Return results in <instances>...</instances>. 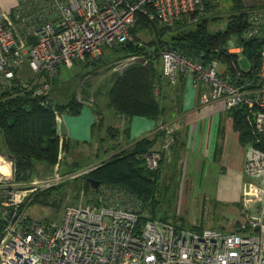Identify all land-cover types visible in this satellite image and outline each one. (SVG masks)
Wrapping results in <instances>:
<instances>
[{"label":"built area","instance_id":"obj_1","mask_svg":"<svg viewBox=\"0 0 264 264\" xmlns=\"http://www.w3.org/2000/svg\"><path fill=\"white\" fill-rule=\"evenodd\" d=\"M36 1L44 6L36 14L27 7L14 18L10 12L0 15V92L15 82L19 90L12 97L46 96L63 63L98 58L103 48L132 42L130 30L138 14L170 28L202 10V0ZM246 1L249 10L242 39L260 44L254 88L231 84L223 78L225 69L217 70L216 61L202 67L168 50L160 54V73L171 85L187 78L191 89L200 92L201 107L216 106L226 113L248 108L253 141L244 146L242 176L248 181V195L258 201L256 217L239 223L233 233L202 227L185 230L150 219L138 226L135 200L123 190L102 187L93 204L64 207L59 224L37 222L19 211L23 201L21 193L14 192L12 162L0 154V264H264V9L255 7L256 0ZM14 9H20L18 4ZM225 52L233 57L231 68L239 76L241 48L228 41ZM135 63L145 66L147 60L132 56L111 70ZM57 117L54 121L59 124ZM172 127L157 125L164 134V151L176 131ZM62 157L59 152L58 161ZM160 159L161 150L146 154L147 169L157 170ZM60 172L57 164L47 178L29 185L30 192L56 187L88 170Z\"/></svg>","mask_w":264,"mask_h":264},{"label":"trees","instance_id":"obj_2","mask_svg":"<svg viewBox=\"0 0 264 264\" xmlns=\"http://www.w3.org/2000/svg\"><path fill=\"white\" fill-rule=\"evenodd\" d=\"M228 8L220 9L216 0H202V10L182 19L170 28L160 26L157 21L149 20L144 14L136 15L133 27L130 30L132 42H126L117 47L102 50L98 58H86L81 62L83 69L88 74H98L100 70L108 67L110 63L117 62L132 56L144 57L147 64H132L120 73H111L107 82H103L106 110L112 113L114 118L128 120L131 118H142L154 123L163 122L162 119L173 121L183 113L182 92L179 86L187 83V78L180 77V85L169 87L164 83L160 73V54L163 51H172L193 63L206 67L212 61H216L225 67L223 78L233 85L247 84V88H254L257 81L259 66V41L243 40L242 34L247 24V10L241 0H227ZM36 0H18L19 10L13 9L9 16L14 18L16 12L28 8L33 14L43 9ZM258 8L257 6H255ZM259 8L264 9V5ZM223 14V15H222ZM219 26L215 31H209L210 26ZM144 33L150 37L146 43H141L137 34ZM165 36L167 38L165 39ZM232 41L235 46L242 48V56L248 62V69L242 71L239 76L231 68L233 57L227 55L225 46ZM107 75L108 72L104 71ZM102 73V72H101ZM100 74V73H99ZM53 80V79H52ZM52 80L50 90L46 96L31 97L30 94L17 95L19 87L15 82L10 88L0 92V141L3 153L12 162L13 184L26 185L33 178V170L36 166H42L46 171H52L55 164L59 138L55 130L53 110L59 114L67 113L77 115L82 109L80 99H72L65 105L53 102L51 96ZM18 84V82H17ZM108 85V86H107ZM169 88V89H168ZM170 92V93H168ZM166 94L168 99L166 98ZM97 97V95H93ZM96 115L100 116L101 110L94 104ZM249 110L246 107H238L227 113L232 121L233 131L238 135L241 147L253 141ZM164 123V122H163ZM102 118L94 127L98 133L103 127ZM105 137L98 142L108 140L117 142L121 137L125 146L120 148L108 161L89 172L82 178L85 192L97 195L101 187H112L123 190L132 197L138 205V226L146 219L160 220L182 228L176 220L161 218L159 216L160 200L165 196L170 185L177 187L181 177V156L171 143L167 155H162L163 160L155 171H150L145 165L144 156L151 153L163 143L164 134L155 132L150 137L141 138L134 142L129 140L128 130L123 131L107 127L104 131ZM176 136V135H175ZM173 146V147H172ZM61 148L66 152L72 150V146L64 142ZM166 164V165H165ZM164 165V166H163ZM47 172V173H48ZM169 176V177H168ZM168 177L166 186L159 191L161 183ZM86 179L98 182L97 190L91 188ZM57 188L43 190L32 196L31 205L41 204L48 206V200L56 195ZM164 191V192H163ZM171 191H174L173 189ZM171 191L168 193L171 195ZM170 201V200H169ZM171 202V201H170ZM173 202V201H172ZM172 202L170 204H172ZM58 203L50 206L57 207ZM146 212L148 217H143ZM0 224H2L0 222ZM198 228V229H196ZM199 231L200 226L191 228ZM196 229V230H195Z\"/></svg>","mask_w":264,"mask_h":264},{"label":"rangeland","instance_id":"obj_3","mask_svg":"<svg viewBox=\"0 0 264 264\" xmlns=\"http://www.w3.org/2000/svg\"><path fill=\"white\" fill-rule=\"evenodd\" d=\"M216 2L220 9H223V7L228 8L229 6L227 0H216ZM246 2V0H244L243 2V5L245 7H247ZM256 4L258 5L257 7H259L260 5H264V0H256ZM217 28L220 27L213 25L208 27V30L215 31L217 30ZM137 36L141 43H146L148 40H150V37L144 33H139L137 34ZM166 38L167 36H165V39ZM106 49L107 48H103V50ZM123 60L125 59H122L117 62L114 61L103 70L109 73V70L112 71L111 69L113 67H118ZM126 67L121 68V70L119 69L116 72L112 73H120ZM217 67V70L220 73H222L225 69V67L219 63ZM239 68L241 71H246L248 69V62L245 58H243L242 52L239 60ZM24 70L27 72L26 65H24ZM21 71L23 74H25L23 69ZM86 73L87 71L82 68L81 62L79 61H67L63 63L57 68L56 73L53 76L51 96L53 102L61 105H65L72 99L77 100V98H80L83 104L82 111L79 114H59L58 111H55L53 112V116L55 118V114L58 115L57 118H60L61 121V115H64V118L68 125L70 124L71 119L83 118V120H86V133L82 136L81 139L83 140L81 141L90 142L91 136H89L88 132L90 125L94 122V116L90 105V103L92 102H89V97L90 95L93 96L95 91H97V87L100 86V84L103 82V78H98L97 81V77L91 76L92 74L86 75ZM94 75L96 76L97 74ZM163 82L166 83L168 81L164 80ZM180 82L181 80H177L174 85H171L168 82L169 87H177ZM168 96L170 95L166 94L167 99ZM94 102L100 108L101 112H103L105 104L103 94L102 96L100 95V97L97 96ZM196 104H198V101ZM199 107L201 109H206V107ZM199 116L201 117V113L199 114ZM108 117L109 119H111V121L109 120L107 121V123L112 122L114 124V117L111 114ZM162 120L164 123L160 121L156 123L155 132L159 131L157 130V125L159 123L163 125L166 124L168 126H173L172 128L174 129V131L176 130L175 133L182 132V130L179 131L181 125L180 120L176 119L173 121V118H170L167 121L164 119ZM145 121L150 124V127L152 129L154 123L148 120ZM131 133L133 137L138 135L134 131H131ZM139 133L142 134L143 132L140 131ZM104 136L105 135L103 133V137ZM124 144L125 141L121 140L120 137L117 142H109L108 140H105L100 143L92 142L88 145L78 144L71 151H69V153L66 152L64 149H61L60 151L58 149L57 158L55 164L52 167H55L58 164L59 169H61V175L76 174L77 172H81L83 170H88L89 173L91 172L89 171L90 169L94 170L100 165H102L104 162L108 161L113 155L116 154L115 151L117 149H120L121 146H125ZM163 144L164 140L160 149L157 150L158 147L156 148L157 151L161 150L162 160V155H167L170 150V145L167 151L162 150ZM59 152L63 154V157L60 161H58ZM1 153H3V149L0 150V154ZM200 158V156L196 157L193 153L187 154L184 161V165H182L184 166V172H181V177L180 180H178L177 187L174 188V186L170 185L167 190V193L163 191L165 193V196L163 198H161V195L157 194V199L159 198L160 200V210L162 209V211L159 212V216H161V218L166 217L171 221L176 220L177 224H180V226L185 230H192L191 228L200 226L202 228L215 232L233 233L236 231V228L239 223L246 222L247 219L256 217L258 201L248 195V181L246 182L245 179L242 180L240 189L238 190L239 194H237V197H234L232 199L220 198L221 196L227 195V192L231 193V189L228 188L227 184H221L218 182V175L220 174V172H222L220 163L217 160H215L214 162L209 161L204 167H201L198 171L196 164ZM47 172L48 171H46L44 167L36 166L33 170L34 176L28 184H14V192L17 195L21 193L20 197H22L23 201L20 205L19 211L22 214H25L27 218L32 219L33 221H47L49 223L59 224L64 207L74 206L76 204H93L97 201L98 196L101 193L100 192L95 196L92 195L90 192H85V188L83 187L82 183V178L85 177L88 174L87 173L84 176L78 178L67 179L62 184L56 187H52H58L59 189L57 194L52 195L51 198L48 200V206L41 204L31 205L30 203L32 201V196L38 194L43 190L37 189L34 192H30L31 188H29V185L33 182H40L44 178H47L51 173V170L48 173ZM168 177L164 179L165 183L160 184L159 191H161V189L166 186V181H168ZM37 187H39V185H37ZM172 189L174 191H171ZM170 191L171 195L168 194ZM169 200L171 202L173 201L172 204H170L171 202ZM53 203H58L59 205L56 204L57 207L50 206ZM142 215L143 217H148V214L146 212H142Z\"/></svg>","mask_w":264,"mask_h":264},{"label":"crops","instance_id":"obj_4","mask_svg":"<svg viewBox=\"0 0 264 264\" xmlns=\"http://www.w3.org/2000/svg\"><path fill=\"white\" fill-rule=\"evenodd\" d=\"M17 4L18 0H0V15L9 13L17 6ZM111 73L112 71L109 70V73L106 75L104 70H100L96 76H91L97 77V81L98 78H103L102 81L105 83L109 79ZM103 82L97 87V91H95L94 95L100 97L99 94L104 93L101 91L104 89ZM179 88L183 90L181 101L183 113L176 119L181 121L179 131L182 130V132L175 133L171 138V143L175 142L174 149H176L181 156V172H184V166L182 165H184L185 158L189 153L195 154L196 157H201L196 164L198 171L209 161L214 162L217 160L220 163L222 171L218 175V182L221 184H227L228 188L231 189V193L227 192V195L221 196L220 198L232 199L237 197V194H239L238 190L240 189L243 180L242 165L244 148L239 145L238 135L233 131L231 119L228 118L227 113L223 112L220 107L217 109L216 106H212L206 109H201L198 104H196L200 92L192 90L190 84L186 83L185 86L181 85ZM93 98L96 99L97 97L90 95L89 102H92L90 105L94 116V122L90 125L88 132L89 136H91V141H81L83 140L81 139L82 136L86 133V120H83V118L71 119L70 124L68 125L64 115H61L60 123L55 124L56 134L61 145L64 142H67L73 149L78 144L88 145L92 142H98L99 137L100 139L105 137H103V133L107 127H112L121 131L126 128L128 130L129 140H133L134 142L141 138L150 137L155 133L156 123L153 122L154 126L151 129L150 124L142 118L124 120L117 117L114 118V124L112 122L107 123V121H111L108 116L110 114L112 115V113L106 110L104 104L103 112H101L100 116L96 115L94 107L95 99ZM80 103L83 104L81 100ZM98 110H100L99 107ZM200 113L201 117L199 116ZM100 118L103 120V127L98 133L94 130V127L97 125ZM131 131L136 132L138 135L133 137ZM140 131L143 133L140 134ZM121 140H123V138H121ZM122 147L124 146H121L120 148ZM160 147L161 146L159 145L157 150H159ZM120 150L121 149H117L115 152ZM157 150L155 148L153 151Z\"/></svg>","mask_w":264,"mask_h":264},{"label":"water","instance_id":"obj_5","mask_svg":"<svg viewBox=\"0 0 264 264\" xmlns=\"http://www.w3.org/2000/svg\"><path fill=\"white\" fill-rule=\"evenodd\" d=\"M85 181L90 184V186H91L92 189H94V190H97L98 189V187H99L98 182H95V181H93L91 179H86Z\"/></svg>","mask_w":264,"mask_h":264}]
</instances>
